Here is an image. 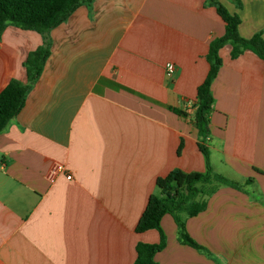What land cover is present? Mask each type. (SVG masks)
<instances>
[{"label": "crops", "instance_id": "obj_1", "mask_svg": "<svg viewBox=\"0 0 264 264\" xmlns=\"http://www.w3.org/2000/svg\"><path fill=\"white\" fill-rule=\"evenodd\" d=\"M210 1L94 0L48 37L5 30L0 92L27 82L24 62L45 38L51 54L0 134V264H134L138 243L159 242L157 230L135 231L156 180L176 168L206 171L193 116L209 46L226 31ZM218 1L239 15L241 37L264 38V0ZM230 53L221 49L211 86L207 144L213 170L241 189L220 186L205 211L183 214L212 257L181 243L165 215L157 264H264V62ZM55 162L63 171L49 182Z\"/></svg>", "mask_w": 264, "mask_h": 264}, {"label": "trees", "instance_id": "obj_2", "mask_svg": "<svg viewBox=\"0 0 264 264\" xmlns=\"http://www.w3.org/2000/svg\"><path fill=\"white\" fill-rule=\"evenodd\" d=\"M94 0H0V39L9 26L22 30L35 31L43 37H48L51 30L65 23L69 17L82 5H91ZM238 8L242 7L241 0H229ZM215 6L219 16L225 22L226 31L223 37L214 39L206 56L209 72L204 82L198 87L197 102L193 120L198 130V146L206 160L205 172H185L174 169L156 180L158 194H152L147 206L135 228L137 233L157 230L160 240L156 244L138 243L134 264H157L155 256L167 244V236L161 226L162 218L171 215L178 228V239L202 254L212 257L205 247L198 244L187 232L186 217H195L206 210L207 199L220 186L241 189V185L227 177L216 173L210 162L208 139L210 132V116L214 110L215 99L211 86L223 65L220 51L225 46H231V58L236 59L246 51H251L264 62V38L262 33H256L246 39L240 36L238 27L241 19L237 14H231L218 0L210 1ZM51 54V42L45 41L36 50L29 53L24 67L27 82L12 79L0 92V134L23 110L27 97L41 77L46 62ZM171 110L186 117L184 111ZM183 143L179 146L181 153ZM257 170V169H256ZM258 172H261L257 170ZM252 179H249L251 182Z\"/></svg>", "mask_w": 264, "mask_h": 264}, {"label": "built area", "instance_id": "obj_3", "mask_svg": "<svg viewBox=\"0 0 264 264\" xmlns=\"http://www.w3.org/2000/svg\"><path fill=\"white\" fill-rule=\"evenodd\" d=\"M165 71L168 77H172L176 71V66L173 63H167L165 67ZM62 171H63V166L60 163L57 162L52 163L45 175V178L49 182H53ZM67 179L71 180L72 176L68 175Z\"/></svg>", "mask_w": 264, "mask_h": 264}]
</instances>
